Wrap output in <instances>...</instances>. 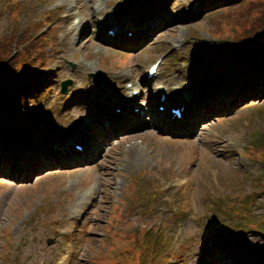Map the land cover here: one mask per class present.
<instances>
[{
  "label": "rangeland",
  "instance_id": "374dc122",
  "mask_svg": "<svg viewBox=\"0 0 264 264\" xmlns=\"http://www.w3.org/2000/svg\"><path fill=\"white\" fill-rule=\"evenodd\" d=\"M38 9V8H36ZM14 6L13 5H9L5 2V0H1L0 2V34H2L3 36H8L9 32L11 31V19H12V15L14 13ZM54 63H59V61H55ZM262 106L264 107V102L262 103ZM263 112V110L261 109L259 113H246L243 114L241 116L235 117L233 119V122L228 124L229 126L235 125L236 128L233 129L231 132L232 133H242L245 130H248L250 127H257L258 125L264 124V120L261 117V113ZM244 119H248L249 122H247L249 125H245L246 121H244ZM227 126V125H226ZM123 139V138H121ZM113 143H111L110 145H112ZM158 144H151L147 147L148 151L150 150H156L157 149ZM113 150L108 149L109 154L112 153ZM144 151V150H142ZM116 153H113L111 156L108 155L107 159L105 161H96L91 167H88L84 172H82L81 174H71L69 178L70 179H76L78 182L82 181V182H89L90 180H96V179H101L102 183L105 179L107 178H111L114 177L115 171L113 170V167L115 166H124V159H122L120 157V153L119 150L114 151ZM248 152V151H247ZM252 152L255 154H258V151L255 149V147L252 149ZM116 154L119 155V158H115ZM120 162H122V164H119ZM246 162V161H245ZM228 164L229 166L235 171L237 172V167L238 165H233L232 162H230V160H226V161H220L218 165H215L217 167H214L215 170H213L212 172H216L218 176V178H220L221 181H224L225 183H232L234 184L235 181L233 180L234 178H232L231 176L228 175V172L226 171V169L228 170ZM248 166H244L241 165V172L245 173L247 171L246 168H255L257 166L256 160L254 158L249 159V162L247 164ZM100 168L107 170V172H103L104 178L103 176L99 175L100 173ZM92 169V170H91ZM206 170H208V168H205ZM75 172H79V170H76ZM74 172V173H75ZM239 172V170H238ZM57 176V180H50L49 176L51 177V179L53 178V176L51 174H42L41 176H37V177H33L31 179H28L27 181L17 184V185H9L8 187H6L3 191L0 190V200L4 202H6L7 204H10L11 206L9 208H7V220L9 222V224H15L16 221L19 219V211L22 208V206H24L21 202H16L15 201V196H19L16 194H30L31 196L33 195H40L38 193H42L46 190L45 193H48V189L50 185H53V187H50L49 193L51 196H56L58 194V186L59 184H61L64 187V179L67 176H62L61 179V174L60 173H54ZM203 174L208 175V173L206 171H203ZM215 175V173H212ZM49 175V176H48ZM240 175V174H239ZM248 176V175H246ZM232 178L230 179V181L228 180V178ZM59 183V184H58ZM220 185L221 182H219ZM50 184V185H49ZM69 184H71V186L74 185L73 182H69ZM46 185V186H45ZM224 185V183H223ZM227 185V184H225ZM245 189H248L247 186L243 187ZM33 198V197H32ZM56 198V197H55ZM35 200L37 201H33L32 199V204L34 206H38L39 203H43L42 200L43 197H39V198H35ZM260 201H264V198L260 199ZM1 204V202H0ZM6 204V205H7ZM35 208V207H34ZM259 208H252L249 209L252 212H256ZM112 210V206L109 204L108 206H103L100 208V211L102 212L103 216H101L98 220L99 223L101 224H97V226L99 225V229L103 230V232H110L112 231L111 228H109L103 221L102 219H106L108 217V215L111 213ZM98 218L95 215V219ZM5 219V216H4ZM110 219H113V216H110ZM117 220H119L118 218L116 219L115 222L113 223H117ZM2 225H4V222H2ZM94 225V224H93ZM7 226V223H6ZM49 230L48 228H42L38 229V231H41V234L38 235V240L33 239V235H30V238L33 239L36 242V245H38V247L40 248H45V250H47L49 247L47 246V242L45 244L44 239L42 237V233L43 231ZM253 231H249V234H252ZM99 236V235H98ZM252 239H255L254 235H250ZM3 235L0 234V254L3 253V247L1 246V239H2ZM100 238V236H99ZM129 239V238H127ZM218 241H220L219 238H217ZM103 239H98L97 243L99 244L100 242H102ZM211 242V241H210ZM29 245L26 246L27 250L31 249L28 247ZM96 247L98 248L97 244ZM52 248V247H51ZM2 251V252H1ZM32 257V256H31ZM29 258V257H28ZM104 257L100 258V261L97 262V264H105V263H110L111 261H109V259H105L103 260ZM11 261V259H9L8 257H6V261L1 259V255H0V264H5V262L7 261ZM18 264H21V262L19 261ZM28 264H31V262H29ZM82 264H89L87 259L83 260Z\"/></svg>",
  "mask_w": 264,
  "mask_h": 264
},
{
  "label": "trees",
  "instance_id": "16d2710c",
  "mask_svg": "<svg viewBox=\"0 0 264 264\" xmlns=\"http://www.w3.org/2000/svg\"><path fill=\"white\" fill-rule=\"evenodd\" d=\"M23 36L21 37V40H23ZM20 40V41H21ZM33 43L28 44L24 50L27 53H30L33 49ZM28 49V51H27ZM41 57V56H39ZM4 61V62H3ZM17 62V55H13L10 57L9 52L5 51L0 53V67H2L3 69L0 70V88H5L7 86V83L5 81V79L8 76H14L15 73L10 72V66L15 64Z\"/></svg>",
  "mask_w": 264,
  "mask_h": 264
}]
</instances>
